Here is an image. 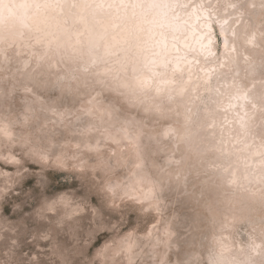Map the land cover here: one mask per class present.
<instances>
[{"label":"rangeland","instance_id":"1","mask_svg":"<svg viewBox=\"0 0 264 264\" xmlns=\"http://www.w3.org/2000/svg\"><path fill=\"white\" fill-rule=\"evenodd\" d=\"M40 1L51 28L0 34V264H264V0H178L212 51L168 55V89L127 48L89 60L121 25L85 44L88 0Z\"/></svg>","mask_w":264,"mask_h":264},{"label":"bare ground","instance_id":"2","mask_svg":"<svg viewBox=\"0 0 264 264\" xmlns=\"http://www.w3.org/2000/svg\"><path fill=\"white\" fill-rule=\"evenodd\" d=\"M66 2L67 0H64V3ZM123 2L124 0H108L104 4V0H88L87 4L78 5L75 8L76 11L88 10V13L84 16H81V14L76 15V19L89 23L86 27L87 34L84 43L85 41L86 43L91 40L96 41L99 34L115 28L116 25H121V30H118V32H121L120 37L104 44L100 47L99 52H97L99 40L94 42L92 47H85V53L90 61L109 58L113 53L120 52V48H127L128 53L121 51L120 55L132 54L131 58L134 63L131 72L138 73L136 77L131 76L132 83L144 84L148 81V75L142 73L138 68L147 65L146 69L152 71L155 76V71L164 73L161 78H155L154 88L157 89L158 85L163 83L168 89L174 81L170 73L165 74L166 66L163 65V61L168 55L173 56L171 71L174 70L177 73L178 71H188L190 69L189 61L194 58V56H189L183 59L187 51L181 52L179 50L181 47L193 52L196 50L206 51L207 55L205 57L210 55L212 51L208 25L210 16L204 11V7L197 8L194 6L183 13L181 6L185 5V2L181 3L178 0H130L129 8H124ZM42 3L40 0H0V34L2 32L4 34V31L12 28L13 30L9 34L10 37L13 39L20 37L26 27L35 26L36 28L39 22L46 17L51 19L46 22V27L51 28L56 23L52 19V13L55 10L50 12L37 11ZM65 9L69 11L67 5H65ZM67 14L70 19H73L71 13L68 12ZM103 19L104 22L102 23L101 20ZM227 25H225V30L233 33L232 26ZM57 31H61V28L59 27ZM137 33H140L142 37ZM5 35L2 36L6 37ZM69 36L70 34H64L63 39H68ZM73 36L75 37L71 41V45L78 41L81 42L76 37L77 32ZM245 37L246 41H251L249 34H245ZM170 38H176L178 43L169 42ZM161 64L160 69L156 67ZM210 76H212L211 72L203 76V82L207 81ZM184 83L180 86L181 88ZM237 123H240V121H237ZM255 178L256 175H253V177H248L247 180H255ZM216 262L218 264H244L242 262L236 263L231 259L225 260L221 257H218Z\"/></svg>","mask_w":264,"mask_h":264}]
</instances>
